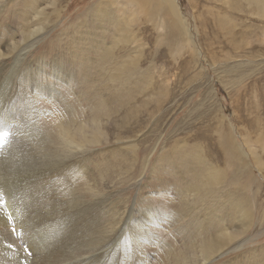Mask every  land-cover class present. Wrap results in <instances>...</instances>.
Wrapping results in <instances>:
<instances>
[{
  "label": "rangeland",
  "instance_id": "374dc122",
  "mask_svg": "<svg viewBox=\"0 0 264 264\" xmlns=\"http://www.w3.org/2000/svg\"><path fill=\"white\" fill-rule=\"evenodd\" d=\"M51 1L0 0V43L21 39L44 21L45 34L29 56L47 60L59 55L69 75L72 67L67 62L78 63L74 76L78 83L73 78L70 87L68 83L58 87L62 93L56 99L66 104L43 98L35 105L44 109L40 126L45 125L55 139L59 138L56 121L69 107L82 112L86 120L99 113L102 129L111 139L96 150L101 151L104 165L111 161L119 165L123 222L118 234L129 221L139 223L147 234L157 236L154 240L141 237L143 253L149 256L145 264H170L166 259L175 249L165 253L163 244H169V251L186 240L201 243L203 236L212 238L223 220L231 219L226 226L229 232L240 229V221L243 234L225 254L207 264H264V21L249 0H57L56 5ZM173 6L193 43L186 36L171 34L166 25L173 17ZM41 7L43 14L38 16L35 9ZM135 9L139 11L131 14ZM121 17H126L134 38L108 61L104 49L112 40L119 46L114 36ZM71 50L76 58H70ZM126 55L139 63L140 71L119 88L109 76ZM156 84L155 92L164 95L163 101L159 108L155 101L146 108L144 101ZM124 86L129 94L115 97ZM103 94L112 96L113 102L102 105ZM225 132H233L244 146L248 163L228 159ZM193 150L224 165L228 178L222 181L220 193L230 191L232 198L237 191H246L249 213L228 210L225 205L231 198L216 205L217 212L212 211L213 203L204 207L196 202L191 186L197 184L184 165ZM140 234L132 236L138 239ZM126 236L115 235L107 244L112 247L120 238L124 244L130 239Z\"/></svg>",
  "mask_w": 264,
  "mask_h": 264
},
{
  "label": "bare ground",
  "instance_id": "6f19581e",
  "mask_svg": "<svg viewBox=\"0 0 264 264\" xmlns=\"http://www.w3.org/2000/svg\"><path fill=\"white\" fill-rule=\"evenodd\" d=\"M56 3L57 0L50 2L51 5ZM249 3L264 21V0H249ZM43 9L36 8V14L41 16ZM172 9L173 17L168 18L166 23L171 28V34L186 36V40L193 43L178 8L173 6ZM125 22L126 17H121L118 32L114 34L119 46L112 40L111 46L104 49L105 60L112 61L117 50L126 49L131 38H134L133 31L128 29ZM42 24L44 21L40 27L25 32L21 39L0 43V236H3L0 238V264H145L149 256L143 253L141 239L154 240L157 236L153 232L147 234L144 226L137 222L130 225V221L125 223L124 232L118 234L117 230L123 222L122 208L118 202L119 165L113 166L112 161L104 165L101 151L96 150L104 140L111 139V135L102 129L103 122L97 116L99 113L86 120L82 112L77 113L69 107L56 121L60 139L53 138L45 125L40 126L44 109L35 104L43 98L57 101L60 105L66 104L56 99L62 93L58 87L66 83L71 86L78 65L67 62L72 67V74L69 75L59 55L47 60L29 56L34 53L33 46L40 43L36 41L45 34ZM70 58H76L75 51L71 50ZM137 71H140L139 63L133 59L130 61L126 55L124 60L117 61L109 80L120 88V85L128 84L133 72ZM74 79L78 83V79ZM157 87L156 84L148 101H144L146 108L150 101L157 103L156 108L163 101L164 95L155 92ZM128 92L124 86L117 94L115 92V97L128 95ZM95 95L99 94L95 92ZM102 97V105L113 102L112 96L103 94ZM233 135V132L223 133V141L226 139L224 150L228 159L244 164L248 155ZM258 141L262 142V139ZM193 152L191 160L184 165L193 175L190 180L197 184L191 186L194 199L203 206L207 203L205 206L209 207L213 203L212 211L217 212L219 209L216 205H220L224 198H231L230 191L222 194L219 191L222 181L228 178L227 172L224 165L211 162L203 153ZM253 161L259 163L256 158ZM239 191L225 206L228 210L241 209L249 213V195L244 190ZM202 209L199 212L201 215ZM231 222V219L227 222L223 220L221 229L212 233V238L203 236L201 243L197 239L186 240L185 245L172 246L169 251V244H163L165 253L175 249L174 254H169L166 260L170 264L212 262L225 254L231 242L243 234L240 221V229L229 232L226 226ZM134 232L141 233L138 239L132 236ZM115 235L116 238L120 236L125 239L128 235L130 239L122 244L120 238L110 247L107 243ZM238 244L241 247L242 243Z\"/></svg>",
  "mask_w": 264,
  "mask_h": 264
}]
</instances>
